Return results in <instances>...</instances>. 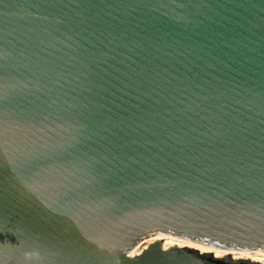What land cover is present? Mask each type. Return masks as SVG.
Masks as SVG:
<instances>
[{"label":"water","instance_id":"95a60500","mask_svg":"<svg viewBox=\"0 0 264 264\" xmlns=\"http://www.w3.org/2000/svg\"><path fill=\"white\" fill-rule=\"evenodd\" d=\"M150 233L264 250V0H0V264H258Z\"/></svg>","mask_w":264,"mask_h":264},{"label":"bare ground","instance_id":"6f19581e","mask_svg":"<svg viewBox=\"0 0 264 264\" xmlns=\"http://www.w3.org/2000/svg\"><path fill=\"white\" fill-rule=\"evenodd\" d=\"M153 236L167 244L177 245L184 247V245L193 246L206 252L228 258L230 260H246L251 262H256L258 264H264V250L256 248H244V247H222L217 245H208L189 239L177 237L174 235L162 234V233H150L148 234Z\"/></svg>","mask_w":264,"mask_h":264},{"label":"trees","instance_id":"16d2710c","mask_svg":"<svg viewBox=\"0 0 264 264\" xmlns=\"http://www.w3.org/2000/svg\"><path fill=\"white\" fill-rule=\"evenodd\" d=\"M184 247H189V248L195 249L197 251V253H200V254L210 255L212 257H219V258H223V259H228V258H225V257H221V256H216V255L210 254V253L206 252L205 250H202V249H199V248H196V247H193V246L184 245ZM224 264H228V263H224ZM237 264H251V263L240 262V263H237Z\"/></svg>","mask_w":264,"mask_h":264},{"label":"snow or ice","instance_id":"6c2138e0","mask_svg":"<svg viewBox=\"0 0 264 264\" xmlns=\"http://www.w3.org/2000/svg\"><path fill=\"white\" fill-rule=\"evenodd\" d=\"M87 256V258L89 259H94L96 260L97 262L101 261L102 260V256L100 255H95L94 253H87L85 254Z\"/></svg>","mask_w":264,"mask_h":264},{"label":"rangeland","instance_id":"374dc122","mask_svg":"<svg viewBox=\"0 0 264 264\" xmlns=\"http://www.w3.org/2000/svg\"><path fill=\"white\" fill-rule=\"evenodd\" d=\"M242 262H245V261H242Z\"/></svg>","mask_w":264,"mask_h":264}]
</instances>
